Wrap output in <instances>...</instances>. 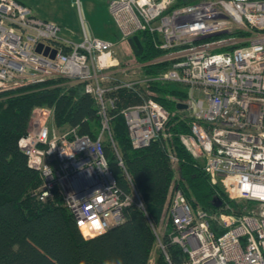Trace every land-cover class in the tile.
I'll return each instance as SVG.
<instances>
[{
	"label": "built area",
	"instance_id": "built-area-1",
	"mask_svg": "<svg viewBox=\"0 0 264 264\" xmlns=\"http://www.w3.org/2000/svg\"><path fill=\"white\" fill-rule=\"evenodd\" d=\"M108 7L118 38L86 32L76 42L60 23L40 17L29 5L0 0V95L67 78L84 84L101 121L93 137L81 134L78 126L61 130L53 108L36 110L32 126L18 140L41 179L32 195L41 202L61 198L85 239L123 223L131 207L142 210L153 226L125 168L112 118L120 90L138 94L139 103L120 109L131 145L139 149L161 141L174 167L179 158L168 146L172 113L154 98L153 88L175 84L186 94L176 100L175 110L191 114L189 131L179 134L181 143L211 184L226 188L241 209L220 211L223 203L208 210L174 187L167 208L171 242L186 254L182 264H264V0H110ZM140 33L163 52L144 65L169 66L123 80L118 72L129 74L119 67L116 47ZM180 103L187 107L179 108ZM106 140L124 170L127 190L110 167ZM154 230L171 264L167 245Z\"/></svg>",
	"mask_w": 264,
	"mask_h": 264
},
{
	"label": "trees",
	"instance_id": "trees-1",
	"mask_svg": "<svg viewBox=\"0 0 264 264\" xmlns=\"http://www.w3.org/2000/svg\"><path fill=\"white\" fill-rule=\"evenodd\" d=\"M183 1L179 0V3ZM139 36L144 45L140 55L142 60L149 61L162 55L161 50L153 47L147 34L140 33ZM168 66L167 62L149 64L145 66V72L157 73ZM60 81L46 80L29 85L18 94L0 98V264H151L157 236L146 214L137 207L128 210L122 224L85 239L61 198L41 202L32 195L41 179L29 167L18 146L19 138L29 127L32 109L50 106L54 109L57 126H78L81 134L93 137L101 124L97 104L85 92L84 84L65 87L58 83ZM153 89L159 93L154 98L172 113L168 127L173 137L168 140V146L179 158L177 171L161 141H153L139 149L132 147L120 109L139 103L138 94L128 89L120 90L118 110L112 119L113 136L125 168L140 191L152 222L159 227L176 183L193 205L208 210H217L214 199L223 195L217 192L201 164L179 139V134L189 131L190 124L172 115L176 100L185 99L186 94L175 84H160ZM105 152L119 185L127 190L126 175L110 141L105 143ZM171 229L169 224L164 243L171 264H182L187 256L179 245L171 243L168 236ZM158 251L154 264H170L164 252Z\"/></svg>",
	"mask_w": 264,
	"mask_h": 264
},
{
	"label": "rangeland",
	"instance_id": "rangeland-1",
	"mask_svg": "<svg viewBox=\"0 0 264 264\" xmlns=\"http://www.w3.org/2000/svg\"><path fill=\"white\" fill-rule=\"evenodd\" d=\"M27 3L34 11L41 17L54 20L63 26V32L66 36L70 37L73 41H80L83 35L87 32L89 35L98 36L101 38H108L111 40L117 39L118 30L109 14V1L110 0H77L78 4H71L72 0H22ZM74 2V0H73ZM115 56L120 62L119 67L127 68L129 75H124L118 72L117 76L123 80H132L138 78L143 71H145L146 61L142 60L140 56L135 55L128 43L120 42L116 47ZM117 67V69L119 68ZM55 80L60 79L58 82L62 86H72L78 82H72L67 78H52ZM26 88V87H24ZM21 88V89H24ZM16 90L9 93L0 95L4 98L8 95L18 94L23 90ZM182 90V88L180 87ZM25 91V90H24ZM183 91V90H182ZM154 97L159 95L155 90ZM184 92V91H183ZM185 93V92H184ZM176 99V98H171ZM41 108H52L50 106H35L32 109L30 124L36 115V110ZM173 117H178L182 121L190 122L191 114L189 111H173ZM101 123V121H100ZM32 126V124H31ZM101 124L96 128V132L100 129ZM28 127V128H29ZM69 126L59 127L61 130L67 129ZM112 130L114 132V120L112 119ZM108 140L105 141L107 143ZM177 171V165L173 167ZM176 181L178 174L176 173ZM176 187L178 184L176 183ZM182 189V187H180ZM225 189V190H224ZM217 192L223 195L222 199L224 207L220 210L223 212H237L241 209V202L238 198H231L229 192L224 187L216 186ZM225 198V200H224ZM229 205V206H228ZM228 206V207H227ZM222 207V205L220 206ZM218 207L217 209H219ZM167 226V211H164L160 219V226L158 227L162 232L165 231ZM158 248L155 247L152 254V261L158 255Z\"/></svg>",
	"mask_w": 264,
	"mask_h": 264
},
{
	"label": "water",
	"instance_id": "water-1",
	"mask_svg": "<svg viewBox=\"0 0 264 264\" xmlns=\"http://www.w3.org/2000/svg\"><path fill=\"white\" fill-rule=\"evenodd\" d=\"M128 43H129L131 49L133 50V52L135 53V55L140 56V55L143 54V52H144V45H143V43H142V41H141V39H140V37L138 35H135L132 38H130L128 40ZM42 48H43V45L42 44H39L37 50L40 52L42 50ZM48 50H49V48L47 47L45 53H47ZM55 54H56V51L54 50L52 52V56L54 57ZM178 107L179 108H186L187 105L184 104V103H180V104H178ZM222 204H223L222 199H220V198H215L214 199V205L216 207H220Z\"/></svg>",
	"mask_w": 264,
	"mask_h": 264
},
{
	"label": "bare ground",
	"instance_id": "bare-ground-1",
	"mask_svg": "<svg viewBox=\"0 0 264 264\" xmlns=\"http://www.w3.org/2000/svg\"><path fill=\"white\" fill-rule=\"evenodd\" d=\"M211 183V182H210ZM148 212V211H147ZM149 216V215H148ZM147 217V216H146ZM149 218H150V216H149ZM151 219V218H150ZM147 220H148V222L150 223V220L148 219V217H147ZM151 221H152V219H151ZM122 224V223H121ZM169 224H171L172 225V229H173V224H172V221L170 220V219H168L167 218V226L165 227V231L163 230V232L158 228V227H156L155 225H154V223H153V226L151 225V227H152V229L154 230V229H156L157 231H158V234L160 235V238H162V240H163V242H164V236H165V233H166V230H167V227L169 226ZM120 225V224H119ZM118 226V225H117ZM113 228V227H112ZM172 229H171V231L169 232V234H168V236L170 235V233L172 232ZM154 232H155V230H154ZM155 234H156V232H155ZM156 236H157V234H156ZM169 238H170V236H169ZM170 241H171V238H170ZM157 242H158V236H157ZM157 242H156V247L158 248V250H160V251H162L161 249H159V247L157 246ZM172 243V242H171ZM173 244H176V243H173ZM178 245V244H177ZM163 252V251H162ZM151 264H154V262L151 260Z\"/></svg>",
	"mask_w": 264,
	"mask_h": 264
},
{
	"label": "crops",
	"instance_id": "crops-1",
	"mask_svg": "<svg viewBox=\"0 0 264 264\" xmlns=\"http://www.w3.org/2000/svg\"><path fill=\"white\" fill-rule=\"evenodd\" d=\"M19 1H21V2H23V3H25L24 1H22V0H19ZM75 1V0H74ZM25 4H27V3H25ZM71 4H73L74 5V2H73V0H72V2H71ZM28 5V4H27ZM34 10V9H33ZM36 13V12H35ZM37 14V13H36ZM38 15V14H37ZM41 17V16H40ZM118 35V34H117ZM118 37V36H117Z\"/></svg>",
	"mask_w": 264,
	"mask_h": 264
}]
</instances>
